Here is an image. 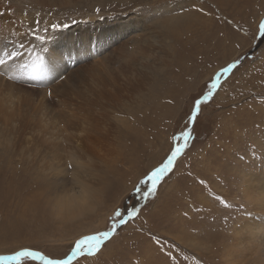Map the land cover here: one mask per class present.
Instances as JSON below:
<instances>
[{"label":"rangeland","instance_id":"obj_1","mask_svg":"<svg viewBox=\"0 0 264 264\" xmlns=\"http://www.w3.org/2000/svg\"><path fill=\"white\" fill-rule=\"evenodd\" d=\"M261 18L264 0H0V49L39 20L50 65L39 82L0 77V104L12 101L0 105L9 110L0 111V255L64 253L136 205L138 217L81 264H168L161 246L172 244L201 264H264V232L239 233L264 217L248 201L264 182ZM54 23L69 26L53 32ZM243 57L201 106L175 171L141 199L135 186L194 99Z\"/></svg>","mask_w":264,"mask_h":264},{"label":"snow or ice","instance_id":"obj_2","mask_svg":"<svg viewBox=\"0 0 264 264\" xmlns=\"http://www.w3.org/2000/svg\"><path fill=\"white\" fill-rule=\"evenodd\" d=\"M196 10L203 12V9ZM39 23L40 21L36 20V27L22 33L19 40H9L0 49V77H4L8 81H22L25 84L39 82L47 78L50 65L46 55L49 49L45 46V35L39 31ZM73 23H76V21H73ZM68 26V24L54 23L51 24V29L55 32L61 27L68 28ZM29 37L31 38L29 39ZM50 38L51 36H49ZM254 39L264 41V18H261L256 26ZM25 40H27V44ZM25 56L28 58L25 59ZM245 58H237L221 67L210 79L203 94L194 99L187 115V124L179 133L172 136L171 145L166 156L151 170L147 171L135 186L133 191L141 199L147 201L148 198L155 197L159 186L175 171L178 161L186 153L190 146L189 142L193 139V127L201 115V106L208 104L215 97L222 87L221 78L232 74ZM50 95L51 92H49ZM200 183L204 184V181H200ZM212 199L224 209L233 207L222 196L213 195ZM241 208L243 210V205ZM139 212L140 209L136 205H131L124 210L116 209L108 218L110 221L109 226L103 230L79 236L64 253L45 254L43 251L31 247H20L10 254L0 255V264H81L82 261L87 262L98 256L106 245L116 237L118 230L135 220ZM225 219H228V217H225ZM156 243L160 244L161 242L157 240ZM161 248L168 259V264H201L198 258L190 257L186 249H181L179 245L172 244L170 247L162 245Z\"/></svg>","mask_w":264,"mask_h":264},{"label":"bare ground","instance_id":"obj_3","mask_svg":"<svg viewBox=\"0 0 264 264\" xmlns=\"http://www.w3.org/2000/svg\"><path fill=\"white\" fill-rule=\"evenodd\" d=\"M9 100H8L9 105L7 104V102H4L7 105L3 103L4 104V107H5V105L8 106V108L10 107L12 101L10 100L11 101V103H10ZM1 101H2V99L0 98V103H1ZM3 104H0V105L3 106ZM0 109H1V107H0ZM2 109H7V108H3L2 107ZM2 109L0 111H2ZM3 111H5V113H6L9 110L7 109V111L6 110H3ZM262 177L264 178V174L262 175ZM258 183H260V182H258ZM260 184H261V186H260L261 190L259 189V186H258V189L259 190L255 189L257 195L256 194L255 195L252 194L253 196H250L249 194H247V195H249L248 196V201L250 203H252V205H254V206L255 205H259L260 207H264V182L263 183H260ZM247 186H248V184H247ZM263 218L264 217H259L258 215H256V216L254 215L250 220H248L247 222L244 223V225L242 226L243 232L239 231V233H243L245 235V238L247 237L249 240H252V239H255V238H259V236H261L262 233L264 232V219ZM234 235L237 237V235H238L237 234V231H235ZM263 240H264V235H263Z\"/></svg>","mask_w":264,"mask_h":264}]
</instances>
